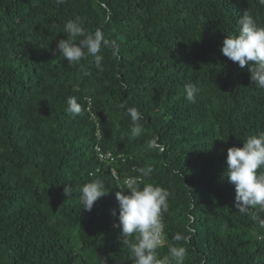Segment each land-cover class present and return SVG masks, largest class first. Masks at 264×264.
<instances>
[{
	"label": "trees",
	"instance_id": "16d2710c",
	"mask_svg": "<svg viewBox=\"0 0 264 264\" xmlns=\"http://www.w3.org/2000/svg\"><path fill=\"white\" fill-rule=\"evenodd\" d=\"M246 11L264 25L258 0H0V264H134L115 193L147 166L141 186L170 193L161 257L179 233L184 264H264V210L242 214L224 177L227 149L264 132V90L221 52ZM77 16L110 42L102 70L81 61L87 75L53 51ZM120 104L143 114L140 137ZM94 179L108 194L88 212L79 189Z\"/></svg>",
	"mask_w": 264,
	"mask_h": 264
},
{
	"label": "clouds",
	"instance_id": "9594fccd",
	"mask_svg": "<svg viewBox=\"0 0 264 264\" xmlns=\"http://www.w3.org/2000/svg\"><path fill=\"white\" fill-rule=\"evenodd\" d=\"M64 2L65 0H56L57 4ZM258 3L264 6V0H258ZM238 24L240 28L237 34L225 36L221 52L229 60L237 63L240 69L247 67L251 84L264 90V25L259 24L247 11L238 18ZM64 31L69 38L57 41V47L53 51L62 55L68 63L80 65L85 75L88 73L81 61L88 57L92 58L97 69L102 70L104 59L101 54L102 48L110 46L102 29L86 32L84 19L77 16L65 23ZM77 38H80L78 42ZM111 46L113 55H118V46ZM199 91L196 85L186 84L185 100L195 104ZM119 108L125 109L126 106L120 104ZM66 110L75 117L83 112V107L75 97H70ZM124 114L131 121L132 136L140 137L143 133L141 121L144 119L141 111L136 107H128ZM148 148L160 152L165 150L157 138L148 142ZM261 170H264V132L248 136L243 140L242 147L233 146L227 149L224 177L234 186V206L242 214H247L253 208L264 210V171ZM134 171L139 175L129 177L125 181L126 186L120 188L122 191L115 193L119 207L118 224L114 227L120 229L121 240L129 245L134 264H184L187 249L183 244L190 241V236L176 234L174 240L182 242L181 246H169L167 254L163 257L158 253V249L165 243L164 214L168 211L169 191L151 183H144L141 186L143 179L152 174L151 166L137 168ZM63 191L65 196L70 198L73 189L69 184L64 185ZM107 194L108 190L101 179L85 183L79 189L80 208L90 212L94 203ZM112 214L116 215V210H113ZM188 231L194 230L189 228ZM133 236L135 243H130L129 238Z\"/></svg>",
	"mask_w": 264,
	"mask_h": 264
},
{
	"label": "built area",
	"instance_id": "2783aa9c",
	"mask_svg": "<svg viewBox=\"0 0 264 264\" xmlns=\"http://www.w3.org/2000/svg\"><path fill=\"white\" fill-rule=\"evenodd\" d=\"M99 156H100L101 158H104V159H106V158H111V155H110L109 153H108V154L100 153Z\"/></svg>",
	"mask_w": 264,
	"mask_h": 264
}]
</instances>
